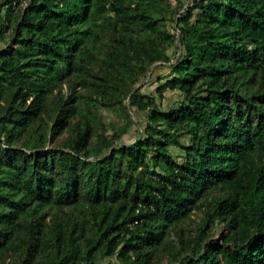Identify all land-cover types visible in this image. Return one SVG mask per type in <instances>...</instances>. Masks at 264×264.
<instances>
[{
	"label": "trees",
	"instance_id": "trees-1",
	"mask_svg": "<svg viewBox=\"0 0 264 264\" xmlns=\"http://www.w3.org/2000/svg\"><path fill=\"white\" fill-rule=\"evenodd\" d=\"M21 1L0 0V264H264V0ZM159 63L166 108L137 87Z\"/></svg>",
	"mask_w": 264,
	"mask_h": 264
},
{
	"label": "rangeland",
	"instance_id": "rangeland-1",
	"mask_svg": "<svg viewBox=\"0 0 264 264\" xmlns=\"http://www.w3.org/2000/svg\"><path fill=\"white\" fill-rule=\"evenodd\" d=\"M28 0H22L21 1V6H25ZM171 3L173 4V6L176 4V0H170ZM183 3L189 2V0H181ZM168 30L172 33L178 32L176 30V28L173 25H170L168 27ZM11 39V31H7L5 33V35L0 38V47L5 46ZM180 52H178L177 50V43L176 45H172L167 49V54L168 56L172 59V61H174L176 59V57L179 55ZM168 63H163V64H157L155 66H153L151 68V70L148 72V74L146 75V78L142 81V83H140L137 87H141L140 91L142 93L148 94V95H152L155 97L156 99V103L158 105L159 108H166L169 107L171 105H176V103L182 99V95L179 91L177 90H169L167 89L166 91H164L163 93V97H159L156 90H157V84L158 82H160L161 80H164L165 78H167L168 76H170V74L168 73V70L165 68V66H167ZM65 86L62 89V92L65 91ZM53 96H50V99H52ZM102 119L105 123L107 124H115V123H119L121 121V116L119 115V113L112 111V110H108L105 108H98ZM132 117L134 119V125H132L131 127V131L128 135H125L124 140L125 141H132L135 136L137 135V130L143 126V124H145L146 122V114L144 112H138V113H133ZM46 119V117H44ZM49 124H51V122H49ZM107 133H110V131H107ZM68 132L67 131H62L51 143H49V146H54L57 145L59 141L63 140L66 136H67ZM181 142L187 143V137L184 136L181 139ZM200 220V214L199 213H191L190 215V219L187 220V223L185 225L186 229L188 230V235L193 234L194 229L196 228V224L198 223V221ZM223 227L219 226L215 229H213L210 232V236L212 237V239H219L222 233ZM170 240H174L177 241L178 238L177 236H175L172 233V236L170 237ZM107 261L110 262H115L116 258L112 257V258H106L104 259V263H106ZM163 263L165 262V260L162 261Z\"/></svg>",
	"mask_w": 264,
	"mask_h": 264
}]
</instances>
